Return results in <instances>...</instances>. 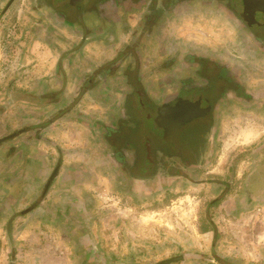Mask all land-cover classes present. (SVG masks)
Instances as JSON below:
<instances>
[{
	"label": "flooded vegetation",
	"instance_id": "1",
	"mask_svg": "<svg viewBox=\"0 0 264 264\" xmlns=\"http://www.w3.org/2000/svg\"><path fill=\"white\" fill-rule=\"evenodd\" d=\"M31 1L39 2L40 6L35 11L38 19L34 22V33L31 38L35 39L37 56L34 60L38 63L34 65L30 74L37 78L38 82L50 81V83L44 82L47 87L49 86L48 88L39 83L44 93L48 92L46 95L42 94L46 105L60 106L63 103L62 94L67 91L65 88H68V80L73 72H80L75 78L77 82L73 89L76 87L82 95L89 93L94 101L97 100V96L102 98L97 102L102 105L98 109L100 115L101 108L105 109L102 116H109L111 119L106 121L102 117L99 118L100 121H96L101 145L92 143L96 137L93 135L94 131L88 128L87 138L81 145L85 147L83 150L89 151L90 156H92L91 150L94 151L93 154L98 151L101 158L108 161L111 172L118 175L122 189L129 188L132 193L148 197L156 192L184 191L183 188L187 189L191 186H207L210 189L215 186L218 187L219 193L213 197L211 203H216L227 195L233 196L234 188L236 191L240 189V195L243 196H248L250 191H258L257 193L264 191L263 184H255L257 174L264 165L262 164L264 155L263 162L252 172L248 160L244 171L239 172L236 168L237 157L236 161H232L223 170L216 169L212 164L217 141L221 140L218 135L224 124L247 119L249 113L263 118L264 75L258 68V63L264 56L262 13L264 0ZM15 2L17 0H6L3 5L4 13L8 12ZM255 7H259L258 13L253 10ZM43 10L44 12L48 10L49 13L52 11V14L45 12L41 17ZM23 11V8L19 10L17 19ZM49 17L84 33L99 28V25L97 27L90 24L91 20L96 18L95 21L102 24L106 37L99 39L102 42L98 46L104 47V52L109 55L108 58L94 59L86 53L94 40H98L86 39L88 35H82V39L63 40L60 44L51 40V45L50 42L40 45L38 41L42 29L38 25L47 22ZM130 17L132 22L129 20ZM173 18L176 23L194 26L199 33L203 32L207 35L216 33L215 31L223 26V23L233 26L236 34L231 38L239 39L236 45L241 50V56L232 52L224 54L204 52L198 45L184 46L182 41L175 39H195V37L164 34L163 28ZM91 26L94 28L90 29ZM118 31L121 33L120 39L116 38ZM68 43L77 47L70 53H65ZM41 49L44 53L40 56ZM64 53L65 57L61 59ZM86 58L92 61L94 67L82 71V67L88 63H83ZM239 58L242 59L241 62ZM60 59L63 60L61 64ZM78 59L82 67L76 69L75 60ZM64 61L70 62V66L74 63L70 68L71 74L68 73L69 63L66 64ZM55 70L63 72V80L59 81L56 78ZM46 71L50 74H46ZM27 82L22 81V83ZM104 87L110 90L111 97L116 98L113 99L115 107L104 108L103 100L110 99L103 96ZM34 89H39L38 85ZM21 96L22 94L17 95V99ZM180 100L199 105V115L185 121L174 130L160 127L159 121L163 119L162 111L174 106ZM20 103L18 102L17 105ZM24 103L19 105V108L25 107ZM34 103L37 104L36 106H41L35 100ZM24 120L25 118L20 124L24 123ZM44 124L36 125L33 130H30L28 125H22L0 138V148H4L5 153L10 155L22 148L24 142L30 139L44 141L53 147L55 152L50 150V153L56 161L52 167L49 166L50 169H47L46 177L36 195L41 202L48 201L46 196L54 181L59 178L62 157L69 155L67 152L60 155L61 149H68V146H60L57 141L60 138L56 134H59L62 127H53L55 135L48 137L43 132L46 127ZM28 131H31V134L26 138H19ZM73 137L78 138L75 134ZM6 139H11L12 146L2 144ZM64 143H68L66 139ZM80 170L82 171L83 168ZM109 173L106 172L104 179ZM114 177L116 178V175ZM85 185L87 184H80L81 195L88 190ZM71 186L72 193L77 185L71 183ZM253 188L254 191L251 190ZM41 194L44 196L42 197ZM67 194L70 193L67 192L63 197H67ZM234 195L237 196V193ZM31 206L21 209L22 214L30 212L39 204ZM58 212L64 217L62 211ZM11 231L9 225L7 236L10 241Z\"/></svg>",
	"mask_w": 264,
	"mask_h": 264
},
{
	"label": "rangeland",
	"instance_id": "2",
	"mask_svg": "<svg viewBox=\"0 0 264 264\" xmlns=\"http://www.w3.org/2000/svg\"><path fill=\"white\" fill-rule=\"evenodd\" d=\"M5 2L0 0V138L22 125L35 127L45 123L43 132L48 137L55 135L53 127H62L63 141H57L60 146H68V149H61L60 155L63 152L69 155L63 156L61 162L73 166L70 175L73 185L77 186L65 198L64 194L58 193L47 198L48 201L41 202L35 196L34 202L26 205L39 204V210L22 214L21 209L27 207L20 204L22 199L18 195L22 183L15 182L7 194L2 186L5 185L6 174L1 170L7 165L0 162V264H164L161 262L175 256L183 258L167 264H264V191H250L248 196H243L240 195V189L236 191L234 188L233 196L227 195L211 203L219 193L218 187L191 186L183 188L184 191L156 192L144 197L132 193L129 188L122 189L116 173L110 172L105 179L98 177L96 159L87 156L89 151L83 150L85 147L81 143L86 140L88 129H91L96 137L92 143L101 145L96 121L102 117L106 121L111 119L100 115L98 109L102 105L97 102L102 98L97 96L94 101L89 93L82 95L76 87L73 89L77 82L75 78L80 74L73 72L68 80L67 91L62 94L63 103L60 106L46 105L42 96L44 91L39 83L43 85L50 81L38 82L30 74L38 63L34 60L37 56L35 39L31 38L34 22L38 19L35 11L40 4L31 0H17L4 13ZM22 8L24 11L17 19ZM45 12L52 14V11ZM45 12L41 11V17ZM95 19L90 24L99 25L102 29V24H98ZM175 21L173 18L163 28L164 34L195 37L175 39L182 41L184 46L198 45L204 52H232L241 56V50L236 45L239 39L231 38L236 34L233 26L223 23L216 33L207 35L199 33L194 26H183ZM120 36L118 31L116 38L120 39ZM76 47L68 43L65 53H70ZM261 58L258 68L264 75V56ZM61 59L60 64L63 63ZM238 60L242 61L241 58ZM64 62L69 63L68 73L71 74L70 68L74 63L70 66V62ZM75 62L76 69L82 67L80 59ZM83 63L87 65L82 67V71L94 67L88 58ZM54 75L59 81L64 78L61 70H55ZM23 80L29 82L22 83ZM32 84L38 85L39 89L29 87ZM20 94L21 98L17 99ZM34 100L41 106L33 104ZM18 102L21 103L17 105ZM23 102L26 106L19 108ZM104 110L101 108L102 112ZM247 117L222 126L218 135L221 140L217 141L212 163L216 169H225L232 161H236V157L239 172L244 171L247 160L250 172L263 162L264 120L251 113ZM24 118L25 122L20 124ZM63 131H69V134H63ZM74 134L79 139L74 138ZM64 139L68 143H64ZM10 141L6 139L2 144L12 146ZM41 145L55 152L48 143L42 141ZM257 175L255 184L264 185V165ZM63 176L64 173L58 178V185L63 184ZM81 183L87 184L85 188L88 189L82 195ZM52 206L66 207L62 211V219H57L59 212L49 213L50 209L53 210ZM45 215L50 224L43 222L44 225L40 226L39 217ZM9 225L12 230L11 241L7 236Z\"/></svg>",
	"mask_w": 264,
	"mask_h": 264
},
{
	"label": "crops",
	"instance_id": "3",
	"mask_svg": "<svg viewBox=\"0 0 264 264\" xmlns=\"http://www.w3.org/2000/svg\"><path fill=\"white\" fill-rule=\"evenodd\" d=\"M129 20L132 22V17H130ZM38 26L40 27V29H42L40 30V35H39L40 40L38 41L40 45H42V43H49V42H50L49 44L51 45V40H54L55 43L60 44L62 43L63 40L67 41L68 39H74V40L82 39V35H88L86 39H98V40H94V42L92 43V46L87 48L86 53L90 54L92 58L94 59L96 58L100 60L101 59L106 60L109 56L107 52H104L105 50L104 47L98 46L99 43L102 42L99 39H106L105 31L103 33L102 29L100 28H96L94 31L89 32V33H84L81 30H74L68 24L59 23L58 21L56 22L55 20L52 19V17H49L47 22L40 23V25ZM92 28L94 27L91 26L90 29ZM55 39L56 40L58 39V40L56 41ZM70 42H73V41H70ZM41 53L42 54L44 53L42 49L40 50V53H39L40 56H41ZM46 72H47L46 74H50L48 71ZM39 74H41V72ZM24 78H26V76H24ZM32 86L33 88L36 87L35 84L29 85V87H32ZM44 86L45 88L49 87V86L47 87L45 84ZM102 91L104 92L103 96L105 98L107 99L110 98L107 101L103 100V102L105 103L104 108L107 109L108 107H113V106L115 107V103L113 101L116 98L111 97V94L109 92L110 90L104 87ZM262 117L264 120V113ZM28 127H30V130H33V127H31V125H28ZM30 132L31 131L24 133L22 136H19V138L21 137L22 139L26 138L29 134H31ZM67 133L68 131H65L63 134H67ZM56 135L59 136L60 139L63 138L61 131H59V134H56ZM254 136L256 137L257 134ZM76 139H79V138H76ZM41 142L42 141L38 139L27 140L24 142L22 148L17 149V151L12 153L11 155L8 153H5L4 149L0 150V154H1L0 162H2L1 163L2 165H7V168L2 167L1 169L2 173L6 174V176H4V179H5L4 183L6 186L3 184L2 186H4L6 193L8 194L11 189V186H13L15 182L16 184H19L21 182L22 186L20 188L19 195H20V199H22L20 203L22 206H28L26 204H28L29 202H32L35 199V196L38 194L41 188V184L44 181V178L46 177L47 169H50L49 166H51V164H54L56 161L55 157H51L49 148L45 146L43 147L41 145ZM93 152L94 151L91 150V153H92L91 157L97 160V164H96L97 165L96 171L98 173L97 175L98 177H102V179H104L106 172H111V167L108 165L109 164L108 161H106L104 158H101L98 151H96L94 154ZM89 155L90 153L88 152L87 156L89 157ZM51 158H53V161H51ZM70 169L73 171V166L68 165L66 162H62V164L60 165L58 176L62 177V173H64L63 181H62L63 184L58 185V178H57L52 184V187L50 188V191L48 192L46 199L52 198V196H56L58 193H61V194H66L67 192L71 193L70 189L72 190V186H71L72 175H70ZM67 184H69L70 186ZM57 189L60 190L61 192H59ZM51 192L53 193L51 194ZM52 208L53 210L50 209V212L52 210L56 213L58 211L64 212L66 209V207L58 208V207H53V206ZM37 210H39V207H35L33 209V211H37ZM60 217L62 219V215H60L59 218L57 219L59 220ZM43 222L46 223V225L50 224L49 223L50 220L48 219L46 215L45 217H41V216L39 217L38 224H40V226L44 225Z\"/></svg>",
	"mask_w": 264,
	"mask_h": 264
},
{
	"label": "water",
	"instance_id": "4",
	"mask_svg": "<svg viewBox=\"0 0 264 264\" xmlns=\"http://www.w3.org/2000/svg\"><path fill=\"white\" fill-rule=\"evenodd\" d=\"M253 10L255 12L260 11L259 7H255ZM262 13L264 15V11H262ZM252 15L256 16L254 13H252ZM199 108L200 106L194 102L180 100L174 106L166 108L162 111L163 119H160L159 126L162 128L174 130L185 121H188L191 118L198 116ZM180 258H183V256H175L169 260H164L161 263L167 264L171 261L179 260Z\"/></svg>",
	"mask_w": 264,
	"mask_h": 264
}]
</instances>
